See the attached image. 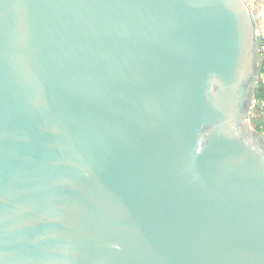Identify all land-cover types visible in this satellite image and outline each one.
Returning <instances> with one entry per match:
<instances>
[{
	"label": "water",
	"instance_id": "water-1",
	"mask_svg": "<svg viewBox=\"0 0 264 264\" xmlns=\"http://www.w3.org/2000/svg\"><path fill=\"white\" fill-rule=\"evenodd\" d=\"M246 0H0V264H264Z\"/></svg>",
	"mask_w": 264,
	"mask_h": 264
},
{
	"label": "built area",
	"instance_id": "built-area-1",
	"mask_svg": "<svg viewBox=\"0 0 264 264\" xmlns=\"http://www.w3.org/2000/svg\"><path fill=\"white\" fill-rule=\"evenodd\" d=\"M249 10L251 9V15L255 23L256 35H257V51L259 66L264 63V20H259L264 18V0H246ZM264 82V75L260 76ZM253 105V104H252Z\"/></svg>",
	"mask_w": 264,
	"mask_h": 264
},
{
	"label": "rangeland",
	"instance_id": "rangeland-1",
	"mask_svg": "<svg viewBox=\"0 0 264 264\" xmlns=\"http://www.w3.org/2000/svg\"><path fill=\"white\" fill-rule=\"evenodd\" d=\"M250 8V6H249ZM251 11V9H250ZM253 18V17H252ZM259 20H264L263 19H259ZM260 77H258V82H259ZM258 83L256 85L255 90L257 89ZM255 91H254V96H253V105L251 107V112H250V116H249V121H250V126L255 129L256 131H258V128L264 124V102L256 99L255 97ZM259 132V131H258ZM260 133V132H259ZM263 137L264 135L262 133H260Z\"/></svg>",
	"mask_w": 264,
	"mask_h": 264
},
{
	"label": "trees",
	"instance_id": "trees-1",
	"mask_svg": "<svg viewBox=\"0 0 264 264\" xmlns=\"http://www.w3.org/2000/svg\"><path fill=\"white\" fill-rule=\"evenodd\" d=\"M263 43H264V41H263ZM262 75H264V63H262L259 66V77L262 76ZM255 95H256L255 96L256 99L264 102V82L262 81L261 78L259 79L257 89L255 90ZM258 131L264 135V124H262L258 128Z\"/></svg>",
	"mask_w": 264,
	"mask_h": 264
}]
</instances>
